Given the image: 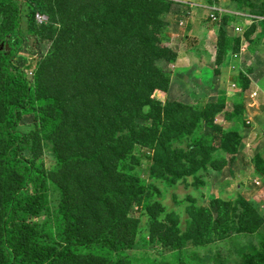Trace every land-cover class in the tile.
<instances>
[{
  "label": "rangeland",
  "instance_id": "374dc122",
  "mask_svg": "<svg viewBox=\"0 0 264 264\" xmlns=\"http://www.w3.org/2000/svg\"><path fill=\"white\" fill-rule=\"evenodd\" d=\"M249 1L256 2V0H240L237 3L230 0H209L213 5L206 7L234 13L247 12ZM192 4L187 0H177L171 4L169 12L161 14L166 27L153 42L157 48H152L149 43L142 46L141 41L134 43L135 41L124 40L121 35H117L122 45L108 49L105 42L111 41L112 38L104 28V32L101 33V36H105L103 41L95 39L92 34L87 39L85 35L77 33H84V28L98 30L102 27L101 23L94 22L95 4L92 1L72 0L70 13L64 16H69L68 18L57 13H50L56 14L55 17L43 12L36 14L37 25L48 24L59 29L55 30L54 37L31 35L25 30L27 27L25 22L22 48L16 58L17 65L24 68L27 67L26 64L33 62L38 64L48 58L46 89L50 95L63 102L67 112L66 120L57 133L56 140H59L57 145L61 153L76 160L58 165L53 150L46 141L41 145L40 155L34 158L43 163L44 168L48 170L58 169V180H66L65 172L70 169L74 167L79 169L83 184L90 188L85 192L87 194L93 192L86 194L84 204L90 203L89 196L93 195L95 198L100 195L95 203L97 208L107 211L110 207L112 211L114 209L116 216L122 218V220L116 218L114 224V217L108 216L107 227L113 228L114 233L122 238L139 239L136 247L127 251L134 264H178L180 253L187 263L240 264L242 260H252L253 256L264 251V177L257 166L259 162L264 164V106L257 110L259 106L253 105L254 99L250 100L248 96H243L242 118L234 122L227 119L233 112L234 100L227 98L225 92L227 93L228 89L231 91L233 87L231 84L233 81L228 80V74L233 72L229 73L226 69L227 75L224 80H219L220 88H217V79L212 78L209 81L211 77L205 66L212 67L211 72L215 76L222 74L220 62L216 61L218 34L212 32L208 39L207 48L214 52V56L212 58L206 56L209 60L206 62L205 58L195 53L196 50H189L187 47L183 49L182 46L185 45L183 41L169 30L171 22L180 13L190 15L192 9H189V6ZM84 5L89 17L86 13L84 15L80 13ZM202 8L205 9L204 6ZM204 22L210 27L216 25L215 29L219 30V21H212L207 16ZM68 23L77 25L74 28L77 31L75 33L78 37L86 39V44H79L81 41L74 43L66 41L63 45H72L69 50L51 57L56 40L61 35L60 24L67 29ZM204 31L208 32L202 30L200 37L206 35ZM247 33L248 31L244 36L248 38ZM237 40L240 41L239 38ZM196 44L195 42L190 46L195 48ZM205 53L207 54V50ZM111 54L116 55L110 56ZM249 54L245 48L238 52L236 64L239 63L241 67L240 70L236 68L235 72L246 76L250 74L252 83L258 85L260 96H264V86L261 85L260 88V84L264 83V51L258 52L260 59L257 61L254 52ZM229 55L231 54H226L224 59ZM34 66L27 71L29 77L34 78L36 74ZM249 66H252V70L248 73ZM193 70L196 77L192 76ZM190 78L192 81H198V87L191 86ZM162 80L168 81V84H164ZM159 84L165 85V88H160ZM193 91H200L197 98L202 95L203 99L189 104L193 98L191 96ZM256 101H259L258 97ZM209 104L217 106L215 125L218 134L212 132L219 135V138V129L231 133L230 139L235 141L236 151L224 152L221 146L213 142L214 150L211 153L212 156L215 155L216 160L208 163L207 170L196 176L185 175L176 183L152 178V159L157 151L140 148L143 140L149 137L150 132L158 133L164 120L173 128H178L184 122L182 120L173 122L167 117L173 106H186L191 109L187 114L190 116L194 113L203 114L205 109L201 108ZM221 105L223 108L218 109ZM34 121V117L26 116L22 123L31 125ZM105 140H109L110 150L106 148L99 162L88 159L94 152L101 153L99 147L104 145ZM151 141L149 140V143ZM73 155H78V158ZM134 176L141 179L145 186H154L159 191L154 193L152 189L151 194H143L136 198L121 190L120 188L127 182L134 183ZM151 201L157 210L163 209L159 221L170 224L164 227L170 229L168 233L181 242L188 241V244L171 253L170 259L169 253L164 251L166 248L159 239L164 230L155 226L152 208L150 210L146 206L147 202L150 204ZM194 202L198 209H204L210 217L206 232L200 235L203 240L208 241L201 247L191 245L195 233L186 227V223L191 220L188 212ZM244 207L252 211V216L263 220H260L261 223L254 233L238 232L235 227L237 225L234 222L238 213ZM84 209L87 213L90 212V206ZM172 213L179 216V221L168 217ZM40 221L47 229L58 230L55 212L49 217L42 216L41 219L32 220L39 223ZM93 222L89 220L87 224ZM126 229L129 230V234ZM154 235L158 237L151 247L145 246L143 240H150Z\"/></svg>",
  "mask_w": 264,
  "mask_h": 264
},
{
  "label": "trees",
  "instance_id": "16d2710c",
  "mask_svg": "<svg viewBox=\"0 0 264 264\" xmlns=\"http://www.w3.org/2000/svg\"><path fill=\"white\" fill-rule=\"evenodd\" d=\"M50 1L0 0V264H134L127 251L135 248L139 239L122 238L114 233L113 228L107 227L108 216L114 217V224L116 218L121 220L122 218L116 216L114 209L113 212L110 207L107 211L97 208L95 203L100 195L95 198L93 195L89 196L90 203L84 204L87 194L85 191L90 188L83 184L79 169L76 167L70 169L65 172L66 180H58V169L48 170L44 168L43 163L34 158L40 155L41 145L46 141L52 148L58 165L76 160L61 153L57 145L59 141L56 140L57 133L66 120L67 112L63 102L50 95L46 89L48 58L38 64L34 62L26 64L25 68L19 67L16 63L25 30L31 35L38 34L37 36L44 38L54 37L55 30H59L48 24L37 25L38 21L35 22L37 13H57L63 14V17L70 13L72 0ZM83 1H92L95 4L94 22L101 23L102 27L98 30L84 28L83 33L74 30L76 24L68 23L67 29L60 24L61 35L56 40L51 57L69 50L72 45H63L66 41L70 43L81 41L79 44H86V39L78 37L75 32L85 35L87 39L92 34L95 39L103 41L105 36H101V33L104 29L112 38L111 41H104L108 49L122 45L117 35H121L124 40L135 41L134 43L141 41L142 46L149 43L152 48H157L153 42L166 27L161 14L169 12L171 4L174 3L170 0ZM230 1L237 3L240 0ZM248 5L250 15L264 18V0L249 1ZM80 13L81 15L86 13L89 17L86 5L81 8ZM235 19L232 14H225L222 17L216 49V61L220 62L219 66L226 54H237L239 51L240 41L228 36L222 29L224 27L222 24L226 25ZM25 22L27 27L24 30ZM113 55L116 54L110 56ZM33 65L36 71L34 78L29 77L27 73ZM162 82L168 84V81ZM234 83L236 95L232 98L233 112L227 118L232 122L242 118L243 96L258 95L256 92L250 95L246 93L250 89V82L244 75H238ZM159 86L165 88V85ZM215 107L217 106L209 104L201 108L205 109L203 114L194 113L190 116L187 114L191 109L186 106L178 105L170 109L167 115L170 120L184 122L178 128H173L164 120L159 132L154 134L150 132L149 137L140 144L142 146L140 148L157 151L152 159V178L176 183L185 175L196 176L207 170L208 163L216 160L215 155L212 156L211 153L214 150L213 142L221 146L224 152L236 151L235 141L230 139L231 133L219 129L220 138L215 134H218ZM221 108L223 105L218 109ZM26 116L34 117V123L23 124ZM161 122L162 120L160 124ZM149 140L152 141L149 143ZM99 148L101 153L94 152L88 159L99 162L106 148L110 150L109 140H105L104 145ZM73 156L78 158V155ZM257 166L264 177V164L259 162ZM133 182V184L127 182L120 189L136 198L143 194H151L152 189L154 193L159 191L154 186H145L136 176L133 177ZM244 204L248 206L247 203ZM89 206L90 212L87 213L84 208ZM146 206L150 210L152 208L155 226L164 230L159 239L166 248L164 251L169 253L170 259L171 253L188 244V241H179L168 233L170 229L164 228L170 224L159 221L163 209L157 210L153 201L150 204L147 202ZM53 212L56 213L59 224L56 231L47 229L41 221L32 222L34 218L49 217ZM188 214L191 220L186 223V227L195 233L191 245L204 246L208 240H203L200 235L206 232L210 217L204 209H198L196 202ZM168 217L179 221V216L175 213L169 214ZM89 220H93V224H87ZM260 220L263 221L257 216H252V211L244 207L239 211L234 223L238 232L254 233L261 223ZM126 230L129 234V230ZM156 237L158 235L152 236L150 240L144 239V245L151 247ZM180 254L178 264H193L191 260H188L191 263H187ZM240 264H264V251L253 256L252 260H242Z\"/></svg>",
  "mask_w": 264,
  "mask_h": 264
},
{
  "label": "crops",
  "instance_id": "0c3cea01",
  "mask_svg": "<svg viewBox=\"0 0 264 264\" xmlns=\"http://www.w3.org/2000/svg\"><path fill=\"white\" fill-rule=\"evenodd\" d=\"M187 1L194 4V5L189 6V9H192V11L190 12V15L185 16V15L180 13L175 18V20H173L171 22L169 30H171V33H174V36H179L180 39L183 41V43L185 44L182 46L183 49H185V47H187V48H189V50H196L195 53L197 55H200L201 57L205 58V61L208 62L209 60H207L206 56H208V58H212L214 56V52H210L207 48L208 47V39H209L212 32L213 33L215 32L218 34V31L220 30V28H219V30H217V29H215V28H217L216 25H215V27H214V25H212V27H210L209 25H207V23L204 22V18H206L208 16V11L206 8L203 9L202 7L203 6L206 7L207 5L211 6L213 4H211L209 2V0H187ZM223 2H225V1H223ZM195 3L198 5H196ZM224 11H226V10H224ZM238 14L243 15V17H238L234 21V23L229 22L228 24H226V26L222 27V29L226 31L228 36H232L233 38H236V40L239 38L240 39L239 51H241V49L245 48L246 51H249V53H250L249 55H251V53L254 52L253 55H256L255 61H257L260 59V57L258 56V52L264 51V22H261V21L254 22L252 16L250 15L251 13L249 11H247V12L238 11ZM180 21L183 22L184 24L180 25V23H181ZM239 29L242 30V32L236 33V30H239ZM202 30H208V32L204 31L206 35H203L202 37H200L199 35H200V32ZM246 31H248V33L246 34V35H248V38H247V36H244ZM217 37H218V35H217ZM233 40L236 41L235 39H233ZM195 42L197 43L196 46H194L195 48L191 47L190 45L195 44ZM206 50H207V54L205 53ZM237 56H238V53L234 54L233 56L231 54V55H229V57L224 59L222 64L219 66V68L222 70V74H220V76L213 75L211 72L212 67L209 68L210 66L208 67V65H205L206 69H208V71H209L208 73L210 74V77H211L209 79V81H211L212 78L217 79L216 80L217 81V88H220L219 80L220 79L224 80L225 75H227V74H225L226 69L228 70L229 73L233 72L231 74H228V77H229L228 80L233 81V83H231L232 85L235 84L234 81L238 75H240V74L245 75V74H242L240 72L239 73L235 72L236 68H238L240 70V67H241V66H239L240 65L239 63L236 64ZM247 68H248L247 72L249 73L252 70L251 69L252 66H249ZM192 72H193L192 76L196 77L195 70H193ZM245 77L250 82V86H249L250 89L246 93L250 95V93L256 92L258 94L257 96H258L259 101H254L253 105L259 106L257 108V110H261L260 107L264 106V96H260L261 93H259L258 89H257L258 85H254L252 83L251 75L248 74V76H245ZM190 80H191V78H190ZM196 83H197V85H196ZM226 84H229V82H226ZM261 85L264 86V83L260 84V88H261ZM191 86L198 87V81L197 80H195V81L191 80ZM227 91H228L227 93L225 92V95L227 98L232 99L234 97V95H236V88L234 86L231 87V91H230V89H228ZM200 93H201L200 91H193V94L191 95V96H193V98H192V100H190L193 102L189 101L188 103L192 104V103H195L199 100H202L203 99L202 95H201V97L197 98V96L200 95ZM229 96H231V97H229ZM248 98H249V96H248Z\"/></svg>",
  "mask_w": 264,
  "mask_h": 264
},
{
  "label": "built area",
  "instance_id": "2783aa9c",
  "mask_svg": "<svg viewBox=\"0 0 264 264\" xmlns=\"http://www.w3.org/2000/svg\"><path fill=\"white\" fill-rule=\"evenodd\" d=\"M194 5V4H192ZM207 8V11H208V17L212 20V21H219V18H217L216 14L217 12H225L224 10H217L216 8H211V7H205ZM238 17H243V15H239L238 13L236 14ZM254 22H258V21H261V22H264V18L260 17V16H253L251 15ZM237 32H242V30H236ZM244 50V49H241V51ZM256 95L253 94L251 97L254 98Z\"/></svg>",
  "mask_w": 264,
  "mask_h": 264
},
{
  "label": "clouds",
  "instance_id": "9594fccd",
  "mask_svg": "<svg viewBox=\"0 0 264 264\" xmlns=\"http://www.w3.org/2000/svg\"><path fill=\"white\" fill-rule=\"evenodd\" d=\"M170 1H172V2H176L177 0H170ZM219 14H222L221 16L219 15ZM225 14H232V15H234L235 17H236V19L238 18V16L236 15V13H234V12H231V11H225V12H217V14H216V16H217V18H219V22H218V25H219V27H220V25H221V20H222V17H223V15H225ZM254 16V15H253ZM235 19V20H236ZM233 23V22H232ZM184 23L182 22V25H183ZM236 33H239V32H237L236 31ZM241 33V32H240ZM29 74V73H28ZM244 76H246V75H244ZM256 95V94H255ZM257 97L258 96H255L254 98H252L251 96H249V99L250 100H252V99H254V101H256V99H257Z\"/></svg>",
  "mask_w": 264,
  "mask_h": 264
}]
</instances>
